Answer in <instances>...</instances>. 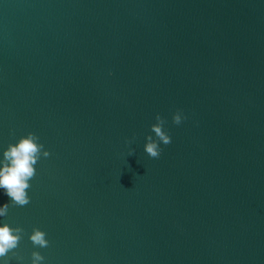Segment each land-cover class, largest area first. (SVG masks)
Segmentation results:
<instances>
[{
  "label": "water",
  "instance_id": "95a60500",
  "mask_svg": "<svg viewBox=\"0 0 264 264\" xmlns=\"http://www.w3.org/2000/svg\"><path fill=\"white\" fill-rule=\"evenodd\" d=\"M28 133L9 264H264V0H0V160Z\"/></svg>",
  "mask_w": 264,
  "mask_h": 264
},
{
  "label": "clouds",
  "instance_id": "9594fccd",
  "mask_svg": "<svg viewBox=\"0 0 264 264\" xmlns=\"http://www.w3.org/2000/svg\"><path fill=\"white\" fill-rule=\"evenodd\" d=\"M156 124L152 125L151 132L155 134L147 137L144 151L153 159L159 158L162 149L160 144L169 145L171 137L164 130L166 121L159 115L156 116ZM182 122V115L178 110L173 116V123L179 125ZM39 137L34 133H28L26 137H21L16 144H9L7 150L3 152V160H0V189L4 190L5 195L10 198V203L0 207V217L8 214L10 206L24 207L30 203L28 189H30V181L36 176L35 165L41 158H47L50 153L44 151V145L39 143ZM130 143V142H129ZM131 149L129 155L134 154ZM23 229L13 228L7 223L0 226V259L3 264H9V253L12 257L22 260L17 256L15 250L18 248L22 239ZM33 247L46 248L49 241L46 239V233L39 229H33L30 236ZM44 257L37 251L31 254V264H42Z\"/></svg>",
  "mask_w": 264,
  "mask_h": 264
}]
</instances>
